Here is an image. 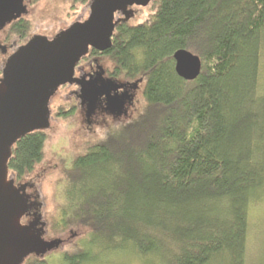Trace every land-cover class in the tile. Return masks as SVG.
Segmentation results:
<instances>
[{
    "label": "trees",
    "instance_id": "trees-1",
    "mask_svg": "<svg viewBox=\"0 0 264 264\" xmlns=\"http://www.w3.org/2000/svg\"><path fill=\"white\" fill-rule=\"evenodd\" d=\"M153 5L139 22L119 21L105 51L112 74L141 80L139 109L114 115L61 164L51 225L85 232L61 250L60 264L127 251L144 264L248 261L249 206L264 191V0ZM179 48L201 57L196 78L177 73ZM47 137L37 128L12 144L10 178L34 171ZM21 264L52 263L31 253Z\"/></svg>",
    "mask_w": 264,
    "mask_h": 264
},
{
    "label": "water",
    "instance_id": "water-1",
    "mask_svg": "<svg viewBox=\"0 0 264 264\" xmlns=\"http://www.w3.org/2000/svg\"><path fill=\"white\" fill-rule=\"evenodd\" d=\"M20 2L0 0V26ZM134 2L146 4L148 0H94L84 21L70 25L52 40L35 36L9 58L0 78V264H21L27 255L42 254L57 243L44 239L41 228L20 220L28 203L25 188L8 176L10 147L27 131L49 126L48 98L53 89L76 80V62L90 45L103 48L110 43L115 12ZM173 56L179 75L194 79L200 74L198 54L179 48Z\"/></svg>",
    "mask_w": 264,
    "mask_h": 264
},
{
    "label": "rangeland",
    "instance_id": "rangeland-1",
    "mask_svg": "<svg viewBox=\"0 0 264 264\" xmlns=\"http://www.w3.org/2000/svg\"><path fill=\"white\" fill-rule=\"evenodd\" d=\"M89 5L90 0L86 3H75L71 0H35L30 8L31 13L29 16L32 22L29 24L30 30L28 35L36 31L54 34L77 19L79 13L84 14L83 17L87 18L90 13ZM75 7H78V10L74 9ZM153 7V4L134 6L135 11L134 14L129 15V21L139 22L145 19ZM79 8L83 12L79 11ZM262 43H264V35L262 36ZM262 52L260 83L261 88L264 89V49ZM4 55L6 56V54ZM4 55H2V51L0 50V64L5 61ZM102 63L105 67L110 65L107 59ZM121 79L132 82L133 86L137 83L139 84V87L137 86L138 89L134 88L133 103L129 107V113L134 114L142 102L143 84L140 79L130 80L125 77ZM62 102H65V100ZM54 105H56V102H54ZM124 116H119V118H123ZM90 117L91 120L89 122L85 110H82L72 116L54 118L50 126L45 128L48 137L45 142L44 158L34 171L27 174L24 179L29 183L32 182L33 188L31 190L38 194L41 201L40 213L46 229L45 238L48 240L61 239L52 248L41 254L46 256L52 264H60L61 250L69 244V241L79 238V235H84L85 232V229L78 228H68L65 232H58L51 225V220L59 205V184L57 183V179L61 173V164L63 161L70 164L73 159L72 157L84 150L83 141L90 138L94 139L100 135L105 128L104 126L116 116L105 113ZM249 221L248 261L246 264H264V191L259 198L253 199L250 203ZM102 256L100 259H102ZM102 262L87 261L84 264H144L138 256L128 251L105 255Z\"/></svg>",
    "mask_w": 264,
    "mask_h": 264
},
{
    "label": "flooded vegetation",
    "instance_id": "flooded-vegetation-1",
    "mask_svg": "<svg viewBox=\"0 0 264 264\" xmlns=\"http://www.w3.org/2000/svg\"><path fill=\"white\" fill-rule=\"evenodd\" d=\"M93 1L90 0V13ZM154 1L148 0L146 4L134 2L124 9L117 10L114 15V20L116 21L115 27L119 21H129V15L134 14V6L149 5L153 4ZM34 2L35 0H21L13 16L0 26V50L2 51V55L6 54V56L4 55L5 61L0 64V78L3 76V71L9 58L32 41L35 36H46L49 40L58 38L70 25L86 19L83 17L84 14L79 13L77 19L54 34L42 31H36L30 35L23 34L19 32L21 31L19 29L26 28V25L32 22L29 15L31 13V5ZM74 9L78 10V7ZM79 11L83 12L80 8ZM114 29L111 34V41L107 46L100 48L90 45L76 62L73 74L76 80L59 84L53 89V92L48 98L50 124L54 118H61L70 112L73 115L82 110H85L89 122L91 120L90 116L97 114L109 113L118 117L130 114L129 107L133 103L135 95L134 88L139 87V84L137 83L133 86L132 82L122 80L120 77L112 74V58L107 57L105 51L112 48ZM106 59L110 62V65L105 67L102 62L106 61ZM89 98L92 99V103H90ZM63 100L65 102H62ZM54 102H56V105H54ZM49 126L42 129L48 128ZM13 180L16 186H23L25 188V196L28 203V208L20 217L21 222L23 224L32 223L34 228H41L42 237L46 239L44 236L46 229L40 213L41 201L39 200L38 194L31 190L33 188L32 182L29 183L25 180L16 182L15 179ZM55 239L57 241L61 240L60 238Z\"/></svg>",
    "mask_w": 264,
    "mask_h": 264
}]
</instances>
